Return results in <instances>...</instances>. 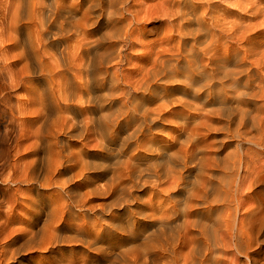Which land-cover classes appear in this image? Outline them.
<instances>
[{"label": "bare ground", "instance_id": "6f19581e", "mask_svg": "<svg viewBox=\"0 0 264 264\" xmlns=\"http://www.w3.org/2000/svg\"><path fill=\"white\" fill-rule=\"evenodd\" d=\"M30 1L62 78L47 156L0 188V264H258L263 200L241 208L263 177L264 0Z\"/></svg>", "mask_w": 264, "mask_h": 264}, {"label": "rangeland", "instance_id": "374dc122", "mask_svg": "<svg viewBox=\"0 0 264 264\" xmlns=\"http://www.w3.org/2000/svg\"><path fill=\"white\" fill-rule=\"evenodd\" d=\"M30 3L29 7L27 5ZM30 0H0V188L6 189L14 186V183L3 182L6 178L25 179L27 172L37 164L41 156H47L45 147L36 154L40 145V138L46 134L44 124L39 120L46 115L54 102L52 96L60 89L61 67L57 64L59 49L57 46H45L39 41L37 34L42 29L31 22L34 15L31 12L35 3ZM34 4V5H33ZM264 5V4H263ZM20 14V15H18ZM260 17L258 21H262ZM36 23V22H35ZM146 36L154 39L163 35V31H150L151 28L160 27L158 20L148 22ZM23 24L21 31L18 25ZM37 24V23H36ZM263 31L262 27H258ZM32 35L33 38H30ZM67 53L72 52V43L68 45ZM67 53L65 55H67ZM70 54V53H69ZM71 56V54H70ZM68 138L72 147L81 146L80 140ZM249 146V145H248ZM250 156V167L253 174L258 171L263 173L258 176L255 191L243 188V207L241 213L247 211L254 202L260 198L263 204L251 215L248 221L255 226L264 224V148L254 147ZM45 170H40L41 179L45 176ZM260 175V174H259ZM20 192L25 204L35 198L34 193H29L25 182H21ZM19 185V186H20ZM33 188L39 190L35 184ZM55 189L44 190L45 195L52 194ZM104 197L98 198L94 204L107 202ZM10 206L7 199L0 198V211L4 212ZM21 207H17L20 211ZM30 215H27L29 217ZM19 227V224H16ZM253 259L258 264H264V243L256 245ZM50 254L38 251L33 254L39 260H45ZM30 256V255H29ZM23 262V261H21ZM20 264V263H12ZM242 264H247L245 258ZM250 264V263H249Z\"/></svg>", "mask_w": 264, "mask_h": 264}]
</instances>
